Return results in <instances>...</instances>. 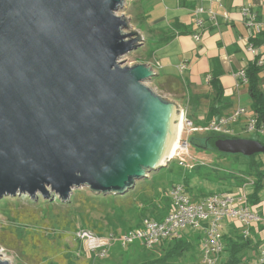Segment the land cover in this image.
Instances as JSON below:
<instances>
[{"label":"water","instance_id":"obj_1","mask_svg":"<svg viewBox=\"0 0 264 264\" xmlns=\"http://www.w3.org/2000/svg\"><path fill=\"white\" fill-rule=\"evenodd\" d=\"M123 3L0 0V197L123 194L170 161L181 110L145 85L149 64L119 65L143 43ZM214 146L264 154L255 139Z\"/></svg>","mask_w":264,"mask_h":264},{"label":"rangeland","instance_id":"obj_2","mask_svg":"<svg viewBox=\"0 0 264 264\" xmlns=\"http://www.w3.org/2000/svg\"><path fill=\"white\" fill-rule=\"evenodd\" d=\"M175 7L177 0H125L115 14L127 19L125 32L137 30L143 36V43L121 56L118 59L120 66H132L155 51L161 43L159 37L167 34L166 29L160 32L155 25L163 20L167 10ZM189 21L185 19L184 23L190 25ZM144 83L170 100L168 95L155 87L153 78ZM202 133L188 134L184 131L179 139L184 141L190 136L201 137ZM236 134L240 133L236 131ZM255 137L264 143V135L257 136L253 132H243L239 138ZM203 143L194 140L193 146L188 147L187 155L178 149L166 166L137 179L134 186L123 194L95 193L80 186L73 188L66 200H61L53 192H49V198H44L40 193H36L34 198L26 193L0 197V258L7 260L8 264H141L166 256V251L162 252L159 246L144 248L136 240L127 247L113 242L107 254L100 257L84 249L76 231L82 228L98 235L108 236L112 233L119 236L136 227L143 217L164 215L168 212L169 190L174 183H184L189 195L196 197L230 190L234 179L227 176L245 171L248 157L224 154ZM260 155L264 161V154ZM178 156L184 158V163L179 162ZM200 234L199 230L191 228H184L181 232L184 240L192 242L198 263L201 260L197 252ZM191 256L192 250H188L186 256L169 258L164 262L197 264ZM242 259L239 264L244 262V255Z\"/></svg>","mask_w":264,"mask_h":264},{"label":"crops","instance_id":"obj_3","mask_svg":"<svg viewBox=\"0 0 264 264\" xmlns=\"http://www.w3.org/2000/svg\"><path fill=\"white\" fill-rule=\"evenodd\" d=\"M190 3L193 4L188 5ZM219 3L220 7L217 3L211 4L210 0H177V7L167 10L163 20L157 21L158 24L155 25V29L160 32L166 29V35L173 37L166 41L159 37L160 45L151 56L146 55L138 63H147L152 67L155 72L152 77L155 87L168 95L194 125H205L207 115L213 112L211 106L215 107L218 116H226L237 108H244L245 114L233 125L241 135L247 117L253 114L252 100L247 81L239 83L235 74L246 69L254 57L245 49V40L251 35V29L245 26L240 8L250 5L262 23L259 35L262 43L256 48L264 62V0H219ZM201 6L217 12V24L203 15V26H195L193 10ZM223 12L227 19L222 18ZM185 19H190V25L184 23ZM177 22L180 28L189 33L180 34L174 30L173 24ZM194 33L198 34V40L193 38ZM182 64H185L183 70L179 68ZM211 78L212 81L209 82ZM259 78L264 93V64ZM249 189L247 186L246 192ZM257 209L264 212V201ZM221 232L222 235L235 237L240 235L241 227L234 220H226L221 226ZM249 240L250 246L245 250V264L255 260L259 249L264 246L263 224L251 226ZM222 254L220 260L223 258Z\"/></svg>","mask_w":264,"mask_h":264},{"label":"built area","instance_id":"obj_4","mask_svg":"<svg viewBox=\"0 0 264 264\" xmlns=\"http://www.w3.org/2000/svg\"><path fill=\"white\" fill-rule=\"evenodd\" d=\"M210 3H217L218 7L221 6L218 0H210ZM193 13L194 24L198 28L202 27L205 22L203 15H206L212 23L217 24L218 14L211 8L197 7L193 10ZM240 14L245 26L251 29V35L245 40V49L256 58L259 52L251 39L261 33L262 23L250 5L241 7ZM221 16L227 19L226 13L223 12ZM192 36L195 40L199 38L197 33ZM263 64V59L260 58L257 65L263 66ZM179 68L183 70L185 64H182ZM235 77L239 83L246 82L245 69L239 70ZM245 111L244 108H237L229 115L210 120L204 126L194 125L186 117L185 112H182L181 132L187 131L188 134L215 132L224 136L237 135L233 125L245 114ZM243 132L264 135V123L258 125L256 117L251 115L245 121ZM179 144V150L186 154L189 147L188 140L179 139ZM178 159L180 163L185 161L180 156H178ZM169 199L170 209L160 220L143 218L138 226L125 231L119 236L112 233L108 236L98 235L82 228L76 231V236L81 240L86 251L104 257L113 242H120L122 246L127 247L137 240L144 248H152L161 242L179 238L184 228L197 229L201 232L199 242L201 263L219 264L224 248L221 233L223 221L234 220L238 222L241 227V234L244 237L250 235L252 225H264V212L248 205L246 192L242 188L237 189L236 193L216 192L200 199H193L184 184L178 182L170 187ZM252 264H264V246L259 249L258 256Z\"/></svg>","mask_w":264,"mask_h":264},{"label":"trees","instance_id":"obj_5","mask_svg":"<svg viewBox=\"0 0 264 264\" xmlns=\"http://www.w3.org/2000/svg\"><path fill=\"white\" fill-rule=\"evenodd\" d=\"M193 23H194V17H193ZM173 25L175 27L174 30H176L178 33H180V34L189 33L188 31H185L182 28H180V24L178 22L174 23ZM194 34H196V33H194ZM259 35L260 34L256 35L255 37H253L251 39L255 46L260 45L262 43V40L259 38ZM171 37H173V35H165V36H163V38L161 40L166 41V40L170 39ZM147 57H149V56H147ZM260 58H261V56L259 54L256 58H254V60L252 62H250L248 67L245 69V75H246L247 84H248V93H249V96L252 100V106H251L252 107L251 110L253 112L252 116L256 117V122L258 125L261 123H264V93L261 90L260 78H259V73L261 71L262 66L257 65V62ZM211 81H212V78L209 80V82H211ZM211 108L213 109V112L210 113L209 115H207L206 119L204 120L205 125L210 120L222 116V115L218 116L217 111H215L214 106H211ZM238 121H239V119H238ZM244 126H245V124H244ZM244 126H243V128H244ZM202 134L203 135L201 137L200 136L188 137L189 145L193 146L194 140H201V142L202 141L204 142L203 144L205 146L210 147L211 149L218 151L216 149V147L214 146V141L217 140L218 138L240 137L241 136L239 134L233 135V136H224V135L217 134L215 132H203ZM255 135L258 136V134H255ZM254 139L260 141L259 139H257V137H255ZM261 143L264 145L263 142H261ZM260 154L261 153H257V154H254L252 156H248L247 169L245 171L240 172V173H235V174H229V176H227V177L234 179L233 187L228 191H222L225 193H236L237 188L238 189L242 188L244 190L245 189L247 190V186H249L250 191L246 192V190H245L246 201H247L249 206H251L252 208H255V209L260 207L261 203L264 201L263 200L264 196L263 197L261 196L262 192L264 191V161L260 157L261 156ZM184 186L187 190V187L185 184H184ZM214 193H216V192H214ZM211 194H213V193H211ZM208 195H210V194H208ZM205 196H207V195H204L202 197H205ZM191 197L193 199L202 198V197H196L194 195H192ZM169 200L170 199H168V202H169ZM168 206L170 207V202L168 203ZM164 215L163 214H157V215H154V218L153 217L152 218L155 220H160L163 218ZM143 218H151V217H143ZM139 223L137 224V226L139 225ZM130 229H132V228H130ZM199 238H201V234H200ZM222 240H223V244H224V248H223V252H222L224 257L222 260H220L219 264H239L243 260L242 259L243 255L245 258L244 259V262H245V260H246L245 250L248 249L250 246L249 236L244 237L241 233H240V235H236L235 237H229V236L223 235ZM157 246H160V250H162V252L166 251V256L162 255L158 258L152 259L149 262L145 261L141 264H166L165 262L169 258L177 259L181 256H186L188 250H192V256H191V257H193L192 261H194L197 264H200V262H201V260H200V262L198 263L197 259L194 257L195 256V254L193 252L194 246H193L192 242L184 240V237L182 235L179 238H176L173 240H168L165 242H161ZM197 252L200 253L199 245L197 246ZM244 262L242 264H245Z\"/></svg>","mask_w":264,"mask_h":264},{"label":"bare ground","instance_id":"obj_6","mask_svg":"<svg viewBox=\"0 0 264 264\" xmlns=\"http://www.w3.org/2000/svg\"><path fill=\"white\" fill-rule=\"evenodd\" d=\"M181 115H180V119H179V124H178V129H177V133H176V138L174 140L173 146L171 148V151L169 153L168 158H171L172 156H174L177 152V150L179 149V138L181 135V129H182V119H181Z\"/></svg>","mask_w":264,"mask_h":264}]
</instances>
